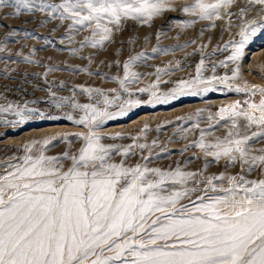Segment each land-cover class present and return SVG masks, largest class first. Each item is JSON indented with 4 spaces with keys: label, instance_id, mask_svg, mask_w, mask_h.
I'll return each instance as SVG.
<instances>
[{
    "label": "snow or ice",
    "instance_id": "snow-or-ice-1",
    "mask_svg": "<svg viewBox=\"0 0 264 264\" xmlns=\"http://www.w3.org/2000/svg\"><path fill=\"white\" fill-rule=\"evenodd\" d=\"M236 4L237 0H192L181 5L176 0H0V9L11 8L9 15L16 16L22 11L46 12L50 19L68 21L73 33H89L80 47L100 49L128 21L150 25L154 18L180 11L192 17L186 24L206 20L214 27L215 20L233 15L230 9ZM248 5L260 6L258 18L248 19L250 7L237 5L243 27L240 40L229 42L233 50L227 61L237 65L231 75H216L213 64V74L206 76L207 57L202 56L195 74L178 80L170 96L201 95L218 90V85L255 96V86L250 90L233 83L240 76L238 61L247 40L264 28V16L259 15L264 13V0H248ZM71 51L75 54L78 49ZM143 57L139 53L123 62V76L113 78L120 91L108 90L116 94L114 99L101 89L82 86L77 88L93 102H76L75 92L68 98L52 93L56 108L67 106L77 113H66L64 118L87 131L31 141L23 146L22 156L13 157L15 162L0 171V264H264V147H253L264 141V88L258 89V102L236 101L209 114L208 121L214 123L207 129L194 124V130L200 129L199 137L181 153L198 149L205 157L202 169L149 167L155 141L147 145L134 137L129 145L108 144L103 141L119 134H98L106 121L123 114V109L109 112L108 106L121 92H128L127 84L140 79L132 67ZM220 66L227 63L221 61ZM152 95L157 101L168 99L155 91ZM35 111L25 107L16 114L23 122L30 118L25 112ZM218 126L226 131L213 135ZM146 130L147 125L140 133ZM69 136L81 141L75 151ZM54 140L67 148L49 155ZM136 149L141 153L148 149L149 154L129 165L127 160ZM115 156L121 159L116 161ZM221 160L226 169L238 164L240 172L207 175L208 165ZM257 170L260 176L248 178Z\"/></svg>",
    "mask_w": 264,
    "mask_h": 264
},
{
    "label": "rangeland",
    "instance_id": "rangeland-1",
    "mask_svg": "<svg viewBox=\"0 0 264 264\" xmlns=\"http://www.w3.org/2000/svg\"><path fill=\"white\" fill-rule=\"evenodd\" d=\"M191 2L176 0L177 5ZM237 5L249 6L248 0H237V4L230 9L233 15L215 20L214 27L206 20L186 24L192 17L180 11L154 18L150 25L128 21L123 30L115 33L112 42L100 49L80 47V42L89 33H73L68 29V21L50 19L46 12L22 11L16 16L9 15L14 11L11 8L0 9V109H7L0 111L1 171L8 163L15 162L13 157L22 156L23 146L31 141L87 131L64 118L66 113L74 116L77 113L67 106L56 108L51 102L52 93L57 98H68L75 92L76 102H93L87 93L81 94L77 88L82 86L101 89L109 95V99H114L116 94L108 90L117 89L119 92L120 88L113 78L122 77L123 62L139 53H143L144 57L134 63L132 71L140 79L127 84L128 92H121L120 98L108 106L109 112L116 114L123 109V114L106 121L98 134L105 137H117L119 134L115 139L103 141L108 144L129 145L134 137H139L137 143L147 145L155 141L149 167L168 170L179 165L189 171L202 169L205 157L198 149L190 148L183 153L181 150L198 139L200 129H207L209 123H214L209 122L207 117L215 114L220 107L246 99L259 101L258 89L264 88V28H258L256 34L247 40L238 61L240 76L233 82L250 90L255 86V96L229 91L222 85H218L216 91L201 95L184 93L173 98L169 93L178 80L189 79L195 74V67L202 56L207 57L206 76L213 74V64L217 65L216 75H231V69L237 65L227 61L233 50L229 42L240 40L239 32L243 27ZM249 7L251 10L247 18H258L260 6ZM259 15L264 16V13ZM69 36L71 39H68ZM225 45L229 46L225 49ZM72 49L78 51L73 54ZM221 61L227 63V67L220 66ZM153 84L158 86L150 88ZM138 89L147 91L140 92ZM153 91L157 96H168V99L157 101ZM129 100H138L139 103L130 105L126 103ZM25 107L37 111L25 112L30 118L21 122L16 113ZM199 110L203 112L197 117L194 114ZM41 112L43 117L39 115ZM190 116L192 119H188ZM196 122H199L200 129L194 130ZM146 125L147 130L141 134L140 130ZM225 131V127L218 126L213 135H222ZM68 138L72 140L71 146L75 151L81 141L74 136ZM49 147V155H58L66 150L67 144L54 140ZM253 147H264V141L255 143ZM148 154V149L143 153L136 149V155L130 156L127 163L142 162L141 155ZM189 158H192L190 163ZM120 159V156L114 157L116 161ZM222 172L235 175L240 172V167L237 164L226 169V162L221 160L210 163L206 169L207 175ZM258 176L259 170L252 172L248 178Z\"/></svg>",
    "mask_w": 264,
    "mask_h": 264
},
{
    "label": "bare ground",
    "instance_id": "bare-ground-1",
    "mask_svg": "<svg viewBox=\"0 0 264 264\" xmlns=\"http://www.w3.org/2000/svg\"><path fill=\"white\" fill-rule=\"evenodd\" d=\"M2 164V163H1ZM3 168V167H2ZM0 171H1V168H0Z\"/></svg>",
    "mask_w": 264,
    "mask_h": 264
}]
</instances>
